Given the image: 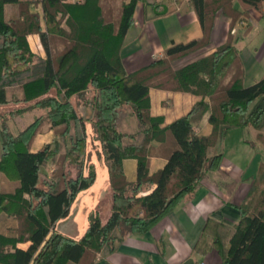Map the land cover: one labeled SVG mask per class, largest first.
<instances>
[{
    "label": "trees",
    "instance_id": "1",
    "mask_svg": "<svg viewBox=\"0 0 264 264\" xmlns=\"http://www.w3.org/2000/svg\"><path fill=\"white\" fill-rule=\"evenodd\" d=\"M116 1L0 0V107L9 104V90L17 88L20 99L15 103L26 105L17 114L44 110L40 120L54 134L50 144L31 152L35 123L13 135L0 113V216L14 223L0 231V264H93L98 253L112 252L125 236L148 232L202 180L231 192L235 183L222 171L223 154L218 150L228 131L252 128L264 148V75L250 86L242 85L231 34L236 23L248 20L249 9L263 11L264 0H238L242 10L233 7L234 0H190L202 38L171 42L162 58L131 73L126 72L120 51L140 0H119L112 22L111 2ZM6 5L16 7L15 16L5 17ZM216 12L230 19L227 41L212 54L174 70L173 62L208 44ZM30 35L39 37L45 59L31 52ZM51 38L65 46L56 56L49 48ZM152 88L186 92L198 100L185 116L164 125L161 117L150 113ZM77 104L92 111L93 137L108 168L111 214L105 223L90 214L78 241L56 233L45 240L67 217L76 196L95 180L93 168L84 173L86 121L78 115ZM207 112L210 133L197 134L195 126ZM127 115L137 121L135 134L120 131V121ZM60 147L64 153L58 159ZM161 155L164 167L150 174V158ZM125 159L137 163L132 183L122 171ZM48 166L50 173L44 171ZM236 208L239 223L230 228L208 219L195 249L215 250L220 264H264V164ZM25 242H32L27 251L17 248Z\"/></svg>",
    "mask_w": 264,
    "mask_h": 264
},
{
    "label": "crops",
    "instance_id": "2",
    "mask_svg": "<svg viewBox=\"0 0 264 264\" xmlns=\"http://www.w3.org/2000/svg\"><path fill=\"white\" fill-rule=\"evenodd\" d=\"M232 5L237 10L243 9L238 0H234ZM163 7H166L167 11L160 14L163 12ZM248 13V20L236 23L233 26L235 33H231L241 65L242 85L245 87L257 82L264 75V14L253 9H249ZM5 14L8 15H5L6 18L15 16L16 7L6 5ZM229 29L230 19L216 12L212 17L208 44L188 55L193 59L173 67L174 70L212 54L217 47L227 41L230 35ZM202 35L200 23L190 0H140L133 14V23L122 41L120 51L122 63L127 73L137 71L162 58L171 42L184 44L200 39ZM27 42L35 56L45 59V52L39 46V38L36 35L28 36ZM149 99L151 115L161 117L163 124L169 125L185 116L198 97L186 92L152 88L149 91ZM76 111L86 121L87 150L84 169L87 166L93 168L95 180L87 190L76 196L67 217L55 224L54 229L47 233L45 240L56 233L72 241H78L89 226L90 214H96L102 223H105L111 214L112 199L108 168L102 155L101 145L93 137L92 111L89 106L83 104L76 106ZM207 120L208 112L195 126L197 134L210 133ZM251 130L256 140V131L252 128ZM120 131L126 135L135 134L138 131L135 118L130 115L124 116L120 121ZM43 134L40 133L34 138L31 152H37L44 145L52 142L51 130L48 129L46 134ZM42 138L47 140L42 141ZM218 150L221 152L219 146ZM165 163L163 155L151 157L149 173L153 174L162 169ZM136 168L135 160L122 161V171L127 182L132 183L136 180ZM51 169L48 166L44 171L50 173ZM221 169L235 183L231 192L217 182L202 180L192 195L181 200L148 232L125 236L115 245L112 252L98 253L93 264H220L221 259L215 250L201 253L195 249V245L208 219L230 228L239 223L241 215L236 207L245 201L255 179V177L244 179L241 169L224 159V155ZM154 187L141 195L151 192ZM13 226V221L8 220L3 226L0 225V231H7ZM31 245L32 242L20 243L17 248L27 251ZM42 245L43 243L38 246L34 255H37Z\"/></svg>",
    "mask_w": 264,
    "mask_h": 264
},
{
    "label": "rangeland",
    "instance_id": "3",
    "mask_svg": "<svg viewBox=\"0 0 264 264\" xmlns=\"http://www.w3.org/2000/svg\"><path fill=\"white\" fill-rule=\"evenodd\" d=\"M109 1L110 0H108V3ZM111 4H113L115 12L114 15L112 14L113 16H111L109 20L115 22L116 21L115 16L117 12L116 10L118 9L120 2L119 0H117L116 3L111 2ZM105 19H108V17L106 16ZM61 27L66 30V25L64 20L62 21ZM37 38L39 37L37 36ZM39 46L42 47L40 40H39ZM64 47L65 46L62 44V42L59 39L51 38L49 40V48L54 56H56L60 51H62ZM36 57L38 58V56ZM192 59L193 57L191 58L188 56L184 57L182 59L173 62L171 64V67L173 68L176 67L177 65H182L184 63L191 61ZM228 78L229 77L227 75V78H225V80H227ZM87 97L89 99L91 97V94H89ZM9 99H10L9 104L0 107V113L2 115L3 120L6 121V125L8 129L13 135H17L21 130H23L33 122L37 127L35 137L40 133L46 134L47 126L44 124L45 122L40 120V117H42L45 114L44 110L35 109L33 112L30 113L25 112L22 114H17V110H21L26 107L25 104L15 103L20 99V92L18 91L17 88L9 90ZM72 101L73 103L76 102L74 97L72 98ZM8 113H10L9 116H7ZM61 129L63 128L61 127L57 130H61ZM46 140L47 138H42V141H46ZM219 148L224 155V159H226L231 164L241 169V173L244 174V179H251L250 177L253 178L256 177L257 176L256 174H258L257 172L259 170V167L261 166V164H264V148L259 143L256 142L251 128L234 129L229 131L222 140V142L220 143ZM0 150H1V141H0ZM59 151L60 154L57 156L58 159L60 158L59 156H63L64 153L62 147H60ZM90 168L91 167L88 166L85 167L84 173L87 174ZM72 175H74L73 170H72ZM6 222H8V219L4 218L3 216L2 217L0 216V225L3 226L4 224H6Z\"/></svg>",
    "mask_w": 264,
    "mask_h": 264
},
{
    "label": "built area",
    "instance_id": "4",
    "mask_svg": "<svg viewBox=\"0 0 264 264\" xmlns=\"http://www.w3.org/2000/svg\"><path fill=\"white\" fill-rule=\"evenodd\" d=\"M77 1H81V0H77ZM169 1H175V0H169ZM262 13L264 14V8H263V11H262ZM231 33H232V34H234V33H235V30H234V29H232Z\"/></svg>",
    "mask_w": 264,
    "mask_h": 264
},
{
    "label": "water",
    "instance_id": "5",
    "mask_svg": "<svg viewBox=\"0 0 264 264\" xmlns=\"http://www.w3.org/2000/svg\"><path fill=\"white\" fill-rule=\"evenodd\" d=\"M166 11H167L166 7H163V12L160 14H164V13H166Z\"/></svg>",
    "mask_w": 264,
    "mask_h": 264
}]
</instances>
